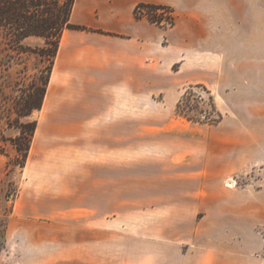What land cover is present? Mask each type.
<instances>
[{"label": "rangeland", "instance_id": "1", "mask_svg": "<svg viewBox=\"0 0 264 264\" xmlns=\"http://www.w3.org/2000/svg\"><path fill=\"white\" fill-rule=\"evenodd\" d=\"M163 5L175 24H154L186 64L147 122L53 123L43 106L19 116L46 62L0 45V264H264V0ZM113 133L121 150L104 154ZM221 137L244 145L215 181L205 168Z\"/></svg>", "mask_w": 264, "mask_h": 264}, {"label": "crops", "instance_id": "2", "mask_svg": "<svg viewBox=\"0 0 264 264\" xmlns=\"http://www.w3.org/2000/svg\"><path fill=\"white\" fill-rule=\"evenodd\" d=\"M140 2L166 4L167 0L76 1L71 21L86 29H68L61 39L43 103V108L55 114L50 122H147L138 117L147 118L164 106L156 96L178 89L179 81H171V72L178 62L181 68L185 66V53L179 51L177 41L165 43L169 31L147 18H136L134 11ZM191 79L187 80L194 82ZM44 120L41 128L47 123ZM108 138L113 142H103L104 154L121 150L120 134ZM215 139L205 172L210 180L219 181L235 169L236 153L244 142L221 137L217 144ZM225 196L226 191L217 187V203Z\"/></svg>", "mask_w": 264, "mask_h": 264}, {"label": "trees", "instance_id": "3", "mask_svg": "<svg viewBox=\"0 0 264 264\" xmlns=\"http://www.w3.org/2000/svg\"><path fill=\"white\" fill-rule=\"evenodd\" d=\"M76 1L0 0V45L13 49L19 57L26 53H34L40 55L42 61L46 62L38 80L32 82L30 93L15 100V110L19 116H28L34 110L42 108L64 32L68 29H86L85 26L71 21ZM145 8L152 12L143 13ZM158 10L167 13L159 14ZM134 13L136 18L147 17L152 23L161 26H165V22L170 26L175 24L174 10L167 5L140 2ZM29 38L41 39L44 45L41 47L26 45L25 41ZM1 90L0 86V92ZM2 106L0 99V108ZM35 129L36 124H33L28 139H31ZM29 149L30 145L24 149L26 156Z\"/></svg>", "mask_w": 264, "mask_h": 264}, {"label": "bare ground", "instance_id": "4", "mask_svg": "<svg viewBox=\"0 0 264 264\" xmlns=\"http://www.w3.org/2000/svg\"><path fill=\"white\" fill-rule=\"evenodd\" d=\"M43 123H42V125L44 124V122H45V120L43 119V121H42ZM231 184V183H230Z\"/></svg>", "mask_w": 264, "mask_h": 264}]
</instances>
